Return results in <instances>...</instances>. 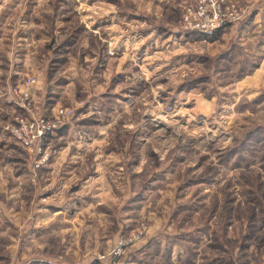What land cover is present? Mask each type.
<instances>
[{
    "label": "rangeland",
    "instance_id": "obj_1",
    "mask_svg": "<svg viewBox=\"0 0 264 264\" xmlns=\"http://www.w3.org/2000/svg\"><path fill=\"white\" fill-rule=\"evenodd\" d=\"M0 264H264V0H0Z\"/></svg>",
    "mask_w": 264,
    "mask_h": 264
},
{
    "label": "built area",
    "instance_id": "obj_2",
    "mask_svg": "<svg viewBox=\"0 0 264 264\" xmlns=\"http://www.w3.org/2000/svg\"><path fill=\"white\" fill-rule=\"evenodd\" d=\"M236 11V10H234ZM204 17L203 22H200V20ZM238 17L235 13H228V14H221L220 8L217 7L214 10V13L212 15L207 14H200L198 15L197 24H195L192 28L202 32L211 34L213 31L220 29L221 27L225 26L227 23H232L238 21ZM191 29V28H189ZM40 134L38 138L46 137L48 134H53L54 132H58L62 127L61 125L48 121L46 122L44 118L40 119ZM61 127V128H60ZM18 136H20V133H18ZM28 144V142H26Z\"/></svg>",
    "mask_w": 264,
    "mask_h": 264
},
{
    "label": "crops",
    "instance_id": "obj_3",
    "mask_svg": "<svg viewBox=\"0 0 264 264\" xmlns=\"http://www.w3.org/2000/svg\"><path fill=\"white\" fill-rule=\"evenodd\" d=\"M66 128H68V125L63 126L62 129L58 131V134H61V135L65 134ZM56 137H57V135L53 136V138H56Z\"/></svg>",
    "mask_w": 264,
    "mask_h": 264
}]
</instances>
